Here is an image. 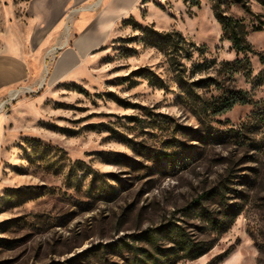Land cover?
<instances>
[{
	"label": "rangeland",
	"instance_id": "rangeland-1",
	"mask_svg": "<svg viewBox=\"0 0 264 264\" xmlns=\"http://www.w3.org/2000/svg\"><path fill=\"white\" fill-rule=\"evenodd\" d=\"M217 1L143 0L80 78L49 81L56 49L42 79L33 62L0 92V264H264V3L221 0L245 26L238 52ZM65 2L0 0V50L9 26L38 31ZM233 91L254 102L215 112ZM173 226L212 247L184 258Z\"/></svg>",
	"mask_w": 264,
	"mask_h": 264
},
{
	"label": "crops",
	"instance_id": "crops-1",
	"mask_svg": "<svg viewBox=\"0 0 264 264\" xmlns=\"http://www.w3.org/2000/svg\"><path fill=\"white\" fill-rule=\"evenodd\" d=\"M65 1L63 12L57 19L44 23L38 31H24L14 25L7 28L0 50V92L28 83L33 62L36 64L37 81L42 79V63L56 49L60 52L51 63L49 81L57 83L80 78L83 69L95 58V52L106 44L118 22L137 9L143 0H89L83 9L76 11L77 15L69 26L68 7L87 0ZM5 123L6 118L3 124L0 119V125Z\"/></svg>",
	"mask_w": 264,
	"mask_h": 264
},
{
	"label": "trees",
	"instance_id": "trees-1",
	"mask_svg": "<svg viewBox=\"0 0 264 264\" xmlns=\"http://www.w3.org/2000/svg\"><path fill=\"white\" fill-rule=\"evenodd\" d=\"M260 3H264V0H258ZM198 3V1H196ZM246 7V5H244ZM214 13L216 18L218 19L219 23L222 26V29L225 35L229 38L232 42L233 47L238 52H246L251 50V46L247 43L245 39L246 31L245 26L239 19H236L232 16H228L225 14L224 10L222 9L221 0H218L214 4ZM257 30H262L264 28V23L256 27ZM151 30V29H148ZM152 34H155L157 37L155 38V43L161 46L169 47L174 51H177L179 48L186 44L185 37L179 32H159L157 30L152 29ZM151 36V35H150ZM232 95L229 97H224L222 101L217 105L216 111L217 113H225L232 108H234L237 104H246V103H253V99L249 98L245 92L242 91H233ZM264 112L261 110L258 112L259 118L263 119ZM243 129V127H242ZM241 129V130H242ZM240 130V131H241ZM208 193H206L207 196ZM205 197H202V199ZM217 226V225H216ZM220 226V225H219ZM217 226V227H219ZM166 238L168 240L178 245L180 251L183 253V257L188 260H195L202 255H204L207 250H209L212 246H200L194 243L191 239L185 237L183 231L178 226L168 227L166 233ZM151 260V261H150ZM158 264L156 259L153 260L150 255L146 257V259H140L136 264Z\"/></svg>",
	"mask_w": 264,
	"mask_h": 264
},
{
	"label": "built area",
	"instance_id": "built-area-1",
	"mask_svg": "<svg viewBox=\"0 0 264 264\" xmlns=\"http://www.w3.org/2000/svg\"><path fill=\"white\" fill-rule=\"evenodd\" d=\"M84 8V6L83 5H81V6H79L78 8L77 7H75L74 9H73V11L74 12H76V11H80V9H83ZM5 104V103H4ZM3 104V105H4ZM3 105H1V107L3 106ZM1 110V109H0Z\"/></svg>",
	"mask_w": 264,
	"mask_h": 264
},
{
	"label": "bare ground",
	"instance_id": "bare-ground-1",
	"mask_svg": "<svg viewBox=\"0 0 264 264\" xmlns=\"http://www.w3.org/2000/svg\"><path fill=\"white\" fill-rule=\"evenodd\" d=\"M41 83H42V82H41ZM10 93H11V94H14V97H15V96H17V94H18V92H16V93H15V91H14V90H13V91H11ZM0 112H1V111H0Z\"/></svg>",
	"mask_w": 264,
	"mask_h": 264
}]
</instances>
